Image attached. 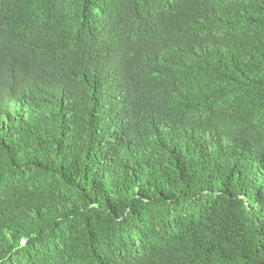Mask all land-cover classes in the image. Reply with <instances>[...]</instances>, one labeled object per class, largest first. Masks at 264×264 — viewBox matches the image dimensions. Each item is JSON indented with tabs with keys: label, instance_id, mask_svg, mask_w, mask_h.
<instances>
[{
	"label": "trees",
	"instance_id": "trees-1",
	"mask_svg": "<svg viewBox=\"0 0 264 264\" xmlns=\"http://www.w3.org/2000/svg\"><path fill=\"white\" fill-rule=\"evenodd\" d=\"M7 1L0 264H264V0Z\"/></svg>",
	"mask_w": 264,
	"mask_h": 264
},
{
	"label": "clouds",
	"instance_id": "clouds-1",
	"mask_svg": "<svg viewBox=\"0 0 264 264\" xmlns=\"http://www.w3.org/2000/svg\"><path fill=\"white\" fill-rule=\"evenodd\" d=\"M15 4L16 2L0 0V26L12 14ZM33 5L30 7V12ZM85 36L86 43L96 46L105 45V49L100 53L92 52L91 55L86 53L89 62L94 65L95 76L101 81L107 80L112 82L115 80L118 84L125 81L129 76L130 64L124 61L123 54L125 40L129 34L123 33L114 21L106 17H96L92 18L90 26L86 29ZM50 37L51 35L48 33L46 39L49 41ZM0 48L4 51V54L0 56L1 59L7 52L2 41L1 29ZM0 70L5 71L8 69L0 67Z\"/></svg>",
	"mask_w": 264,
	"mask_h": 264
}]
</instances>
